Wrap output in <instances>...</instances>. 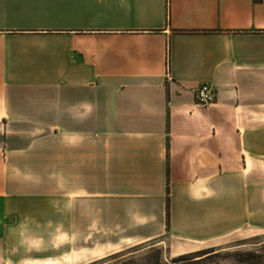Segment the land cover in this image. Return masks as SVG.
I'll list each match as a JSON object with an SVG mask.
<instances>
[{"label":"crops","instance_id":"1","mask_svg":"<svg viewBox=\"0 0 264 264\" xmlns=\"http://www.w3.org/2000/svg\"><path fill=\"white\" fill-rule=\"evenodd\" d=\"M258 230L264 0H0V264Z\"/></svg>","mask_w":264,"mask_h":264},{"label":"rangeland","instance_id":"2","mask_svg":"<svg viewBox=\"0 0 264 264\" xmlns=\"http://www.w3.org/2000/svg\"><path fill=\"white\" fill-rule=\"evenodd\" d=\"M164 243H147L131 246L116 253H107L95 259L84 258L74 264H264V230L242 231L227 239L212 243L197 252L179 255L171 252L168 241ZM209 253L201 258L173 263L179 257L191 254L197 257ZM37 255V253H34ZM65 253H45L51 259L59 260V256ZM74 254L62 259L64 264H70ZM26 255L20 253L19 257ZM57 261L46 262V264H63Z\"/></svg>","mask_w":264,"mask_h":264},{"label":"built area","instance_id":"3","mask_svg":"<svg viewBox=\"0 0 264 264\" xmlns=\"http://www.w3.org/2000/svg\"><path fill=\"white\" fill-rule=\"evenodd\" d=\"M216 100V90L209 84H202L195 90V106L206 107Z\"/></svg>","mask_w":264,"mask_h":264},{"label":"trees","instance_id":"4","mask_svg":"<svg viewBox=\"0 0 264 264\" xmlns=\"http://www.w3.org/2000/svg\"><path fill=\"white\" fill-rule=\"evenodd\" d=\"M207 254H209V253H206V254L204 253V254H202L200 256H197V257H190L191 254H189V255H186V256L179 257L178 260L174 261L173 263H179V262L186 261V260H193L195 258H201V257H204Z\"/></svg>","mask_w":264,"mask_h":264}]
</instances>
